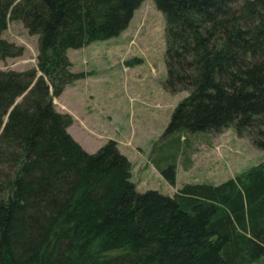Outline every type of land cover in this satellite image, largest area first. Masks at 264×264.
I'll list each match as a JSON object with an SVG mask.
<instances>
[{
  "label": "trees",
  "instance_id": "16d2710c",
  "mask_svg": "<svg viewBox=\"0 0 264 264\" xmlns=\"http://www.w3.org/2000/svg\"><path fill=\"white\" fill-rule=\"evenodd\" d=\"M144 1L0 0V60L25 53L3 36L9 21L38 39L36 65L0 70V264L264 257V162L218 185L139 192L117 141L88 152L69 132L73 116L55 107L85 76L68 50L120 35ZM155 2L166 18L165 88L189 92L165 135L234 127L264 150V0ZM159 170L176 184L175 164Z\"/></svg>",
  "mask_w": 264,
  "mask_h": 264
},
{
  "label": "rangeland",
  "instance_id": "374dc122",
  "mask_svg": "<svg viewBox=\"0 0 264 264\" xmlns=\"http://www.w3.org/2000/svg\"><path fill=\"white\" fill-rule=\"evenodd\" d=\"M3 36L24 46L25 53L0 60V70L36 65L38 39L22 22L9 21ZM68 56L72 71L85 76L54 98L56 109L73 116L69 132L88 152L117 141L132 163L131 180L139 192L172 196L185 183L218 185L264 162V150L239 137L234 127L222 133L180 130L165 135L189 92L165 88L166 18L155 0H145L120 35L71 48ZM169 164L176 165L174 185L159 170ZM251 264H264V257Z\"/></svg>",
  "mask_w": 264,
  "mask_h": 264
}]
</instances>
